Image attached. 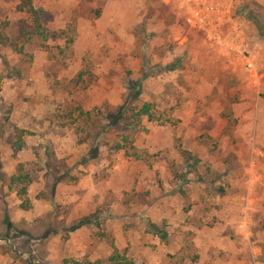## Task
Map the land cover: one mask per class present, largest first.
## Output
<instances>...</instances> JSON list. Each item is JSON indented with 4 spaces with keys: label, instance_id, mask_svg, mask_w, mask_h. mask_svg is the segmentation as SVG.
Here are the masks:
<instances>
[{
    "label": "rangeland",
    "instance_id": "1",
    "mask_svg": "<svg viewBox=\"0 0 264 264\" xmlns=\"http://www.w3.org/2000/svg\"><path fill=\"white\" fill-rule=\"evenodd\" d=\"M0 35V264H264V0H0Z\"/></svg>",
    "mask_w": 264,
    "mask_h": 264
},
{
    "label": "trees",
    "instance_id": "2",
    "mask_svg": "<svg viewBox=\"0 0 264 264\" xmlns=\"http://www.w3.org/2000/svg\"><path fill=\"white\" fill-rule=\"evenodd\" d=\"M0 41H1V43L5 44V43H7L6 42L7 38H5L3 35H0ZM149 107H150V104H145L144 109H143L144 113H148ZM138 115H140V113ZM23 179H26L27 181H30V180H28L29 179L28 174H26L24 176L21 175V176H17L16 177V181H22ZM21 192H22V194H27V187L24 186L22 188ZM110 260L112 262H114V264H123L122 260H125V257L120 253V250L117 247H115L112 255L110 256ZM128 264H133V263L132 262H128Z\"/></svg>",
    "mask_w": 264,
    "mask_h": 264
},
{
    "label": "built area",
    "instance_id": "3",
    "mask_svg": "<svg viewBox=\"0 0 264 264\" xmlns=\"http://www.w3.org/2000/svg\"><path fill=\"white\" fill-rule=\"evenodd\" d=\"M193 19H194V20L197 19V20L199 21L200 24H202V22H203V20L201 19V14H199V13H195V16H194ZM193 19L190 18L189 21L192 22Z\"/></svg>",
    "mask_w": 264,
    "mask_h": 264
},
{
    "label": "crops",
    "instance_id": "4",
    "mask_svg": "<svg viewBox=\"0 0 264 264\" xmlns=\"http://www.w3.org/2000/svg\"><path fill=\"white\" fill-rule=\"evenodd\" d=\"M164 166L166 167V168H164V174L170 176L171 175L170 170H169L170 169V166L168 164L167 165H164ZM164 203H166V202L164 201Z\"/></svg>",
    "mask_w": 264,
    "mask_h": 264
}]
</instances>
